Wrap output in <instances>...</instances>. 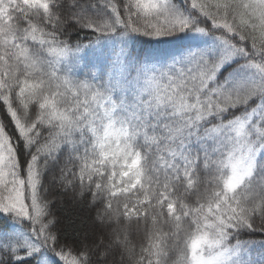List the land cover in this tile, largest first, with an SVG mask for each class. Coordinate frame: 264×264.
<instances>
[{
  "label": "snow or ice",
  "instance_id": "snow-or-ice-1",
  "mask_svg": "<svg viewBox=\"0 0 264 264\" xmlns=\"http://www.w3.org/2000/svg\"><path fill=\"white\" fill-rule=\"evenodd\" d=\"M0 264H264V0H0Z\"/></svg>",
  "mask_w": 264,
  "mask_h": 264
}]
</instances>
